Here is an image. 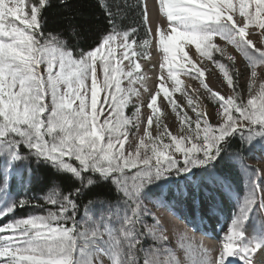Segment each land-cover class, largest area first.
Returning <instances> with one entry per match:
<instances>
[{"label":"snow or ice","instance_id":"1","mask_svg":"<svg viewBox=\"0 0 264 264\" xmlns=\"http://www.w3.org/2000/svg\"><path fill=\"white\" fill-rule=\"evenodd\" d=\"M49 6L50 0H0V264H166L168 237L149 207L172 208L156 190L159 182L196 176L175 198L195 207L224 196L225 188L231 192L225 166H240L246 194H236L224 236L211 237L222 243L204 248L195 264H264V169L245 163L251 153H264V0H159V25L147 0H97L94 30L72 20L49 25ZM217 40L235 49L243 68L234 55L227 64L216 58L225 56ZM184 43L215 65L230 95L214 92L203 79L206 69L187 56L179 64ZM151 47L187 68L216 99V123L181 88L195 115L169 99L177 134L155 115L147 117L143 135L133 132L143 123L142 104L135 102L137 85L143 87L139 61ZM239 78L248 86L246 100L237 92ZM173 79L175 92L181 81ZM157 95L147 103L151 113L159 111ZM32 161L48 164L59 183L43 203L9 198L13 184L30 179ZM27 209L39 211L16 216Z\"/></svg>","mask_w":264,"mask_h":264},{"label":"rangeland","instance_id":"2","mask_svg":"<svg viewBox=\"0 0 264 264\" xmlns=\"http://www.w3.org/2000/svg\"><path fill=\"white\" fill-rule=\"evenodd\" d=\"M153 2L156 4L155 10L152 7ZM147 3L149 15L154 22V25L163 23V14L159 12V0H147ZM170 31L171 30L169 29V32ZM216 42L225 48V56L221 57L219 53H216L215 56L217 59L227 64L229 63L226 59L227 55H234L237 57V66L239 68L244 67L245 62L241 57H239L238 53L235 52V49L231 45H224L223 41L219 40ZM182 47L184 51L177 56L179 64H186V61L182 59V57L187 56L188 59L193 60L198 67L206 69L203 79L214 92L224 96L231 94L232 90L224 81L223 75L210 60L206 57H200L196 53L194 45L184 43ZM149 52V57L147 59H141L139 63L141 64L140 71L143 76V82L150 76L151 81L149 84L151 85V88L147 89L145 84L143 87L141 85H137V87L140 88L141 95L135 102L142 104L138 117L140 121H143V123L140 125L138 130L133 129V132H138V135H143V128L147 124V117L149 115H155L160 117L162 123L167 125L173 134H177L179 132V121L177 113L172 111V107L168 102L169 99L173 100L174 103H176L180 109L183 112H186L190 117L195 115L188 107L187 98L181 94V88L188 93L189 97L193 98V104L197 105V110L210 114L212 117L210 122L213 124L216 123V120L218 119L215 116V113L218 110L216 99L211 98L204 91V89L200 87L198 80L192 79L187 74L188 69L185 68L184 70H181L177 61H173L171 56H169L166 61L164 59L163 52L159 48L151 47ZM152 58L158 59L160 65L163 64L164 67L161 68L160 66L157 71H155L153 65L151 64ZM169 69H171V76H169ZM173 77L181 81L179 88L175 92L171 90L175 87V80ZM152 78H154V81ZM165 79L167 84L163 87H166L169 91L168 98H165L159 87L165 83ZM237 83V92L240 93L246 100L248 97V86L246 80L244 78H239ZM260 83L261 81L259 80L252 83L253 93L258 92ZM197 89L199 90L198 93ZM156 93H158L156 107L159 111L157 113H151L147 107V103L150 99V95ZM132 112L133 108L129 106L126 110V115L131 116ZM193 127H195V125H193ZM150 131L153 136L156 134L155 124L151 126ZM34 162L35 161H32L31 165ZM245 163L255 169H264V153H261L260 151L251 153L245 160ZM226 168H229V166H225L221 171L223 176L226 178L227 183L231 185V192L229 193L228 189L225 188L224 196L215 194L212 200H205L202 205H197L195 207H190L189 204L177 201L175 198L178 187L190 184L197 178L196 176H171L168 177L166 181L159 182L160 187L156 190L170 201L172 208L169 210L167 207H154L151 204L149 207L152 209L156 219L160 223V226L163 228V234L168 237L166 252L162 256V259L166 262V264H175L177 260L183 261V264H195V261L199 259V253L204 248H211L213 245H219L222 243L220 239L213 240L211 237L214 236L219 238L224 236L227 231V224L230 222L236 204V194H239L241 198H243L246 194V177L243 175L240 166H237L236 168L231 167V175L224 174ZM193 171L196 172L197 175L199 174V170L194 169ZM32 176L31 172L30 179L24 185L14 184L16 192L13 193L10 190L7 194L9 198L18 199L20 196H24L26 190L29 188ZM231 176H234V181L231 180ZM262 176H264V173H262ZM51 189L45 190L41 194H37L36 197L43 201V197L47 195ZM18 191L21 192L19 193ZM38 211V209H27L25 211H21L20 213L17 212L16 216H24L30 212ZM81 213L83 214V210ZM9 219H11V217H9ZM146 222L151 224L153 223V220L152 218H148ZM151 243V238H149V244Z\"/></svg>","mask_w":264,"mask_h":264},{"label":"trees","instance_id":"3","mask_svg":"<svg viewBox=\"0 0 264 264\" xmlns=\"http://www.w3.org/2000/svg\"><path fill=\"white\" fill-rule=\"evenodd\" d=\"M129 3H135V0H129ZM68 7H62L60 0H50V6L46 9L45 16L48 19L49 25L59 26L66 24L69 20L73 22H80L86 28L95 29L99 27L96 22L101 18V13L97 7V0H68ZM125 24L132 23L131 16L124 20ZM91 34V32H90ZM143 35V33H141ZM91 43V41H90ZM32 178L29 188L26 190L25 195L32 198L37 194H41L45 190L52 188L54 173L48 164L43 162H34L31 165ZM225 175H231V167L226 168ZM234 181V176H231ZM15 185L11 187V191L15 193ZM19 193L21 191H18ZM37 198V197H36ZM43 203L42 200H40ZM83 208L81 209L82 212ZM23 211H18L19 213Z\"/></svg>","mask_w":264,"mask_h":264},{"label":"bare ground","instance_id":"4","mask_svg":"<svg viewBox=\"0 0 264 264\" xmlns=\"http://www.w3.org/2000/svg\"><path fill=\"white\" fill-rule=\"evenodd\" d=\"M151 64L153 65L155 71H157V69L161 66L159 60L156 59V58H152V59H151ZM152 79H153V81H154V78H152ZM150 81H151V79H150V76H149V77H147V79L144 80V82H143V85L145 84V86L147 87V89H148V88H151V85L149 84ZM166 84H167V83H166V79H165V83H163V86L166 85ZM164 89H166V87H165ZM216 91H217V90H216ZM161 93L164 94V91H161ZM198 228H199V227H198ZM219 236H220V235H219Z\"/></svg>","mask_w":264,"mask_h":264}]
</instances>
